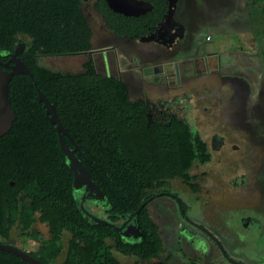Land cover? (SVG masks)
Wrapping results in <instances>:
<instances>
[{"label": "trees", "instance_id": "1", "mask_svg": "<svg viewBox=\"0 0 264 264\" xmlns=\"http://www.w3.org/2000/svg\"><path fill=\"white\" fill-rule=\"evenodd\" d=\"M96 7L109 28L133 33L109 21L104 0ZM89 34L78 0H0V62L7 61L22 41L19 55L32 74L15 73L7 85L15 118L0 135V220L8 214L25 230L36 218L48 225V237L33 253L41 264H121L115 252L133 256L135 264H170L160 222L148 209L156 198L127 221L138 226V235L123 236L116 226L168 179L179 178L196 191L189 170L210 154L197 131L174 120L166 125L152 120L149 106L130 98L128 84L121 77L97 73L90 57L77 70L52 69L39 62L43 55L88 48ZM33 81L54 104L73 141L61 134L63 140L103 192V199L95 202L101 213L90 212L74 188L55 125L38 100ZM181 208L188 213L184 200ZM4 227L0 223V231ZM63 230L69 233L65 256L55 263L63 247ZM37 234L32 231L30 236L38 240ZM188 259L186 264H215ZM0 264L30 263L0 248Z\"/></svg>", "mask_w": 264, "mask_h": 264}, {"label": "flooded vegetation", "instance_id": "2", "mask_svg": "<svg viewBox=\"0 0 264 264\" xmlns=\"http://www.w3.org/2000/svg\"><path fill=\"white\" fill-rule=\"evenodd\" d=\"M144 1L149 3V9L137 15H124L110 9L104 0L110 10L109 21H116L133 32L130 35H125L108 27L106 19L96 7L98 3H102V0H78L79 10L90 32L89 47L74 53L55 56L80 57V65L90 57L97 73L121 77L128 84L130 98L144 101L150 108L148 115L152 120L165 125L174 120L177 124L180 123L190 127L193 131H197L206 143L207 151L210 154L207 161H195L189 170V174L193 178L191 181L197 183V190L201 189L206 175L205 169H202L201 166L211 160L212 151L216 153L222 149L232 151L233 170L230 183H228L232 189V226L230 229L234 228L236 232L232 231L230 250L224 241L223 244L218 242L219 246L217 244L216 246L219 250L224 251L225 254L222 251L221 253L229 262H231L229 257L232 258V264H264V86L257 82L259 85L254 87L255 79L260 77H255L253 73L241 75L237 72L242 70L227 72L213 67L209 69L206 66L204 68L197 61V58L203 56L205 59L206 56L201 53L198 54L197 51L195 55L191 54L182 58L184 60H178L176 57L178 54L186 53L196 45L195 32L198 28L216 26L219 30L222 26H229L232 29V22L236 23V19H232V0H209L214 7L220 6L210 18L206 17L208 12L206 6L201 8L194 5L190 6L192 0H171V3L170 0ZM92 10L100 17L106 31L111 32L113 41L94 44V28L91 23ZM132 16L136 19H130ZM208 36L205 40L211 39V35ZM139 44L146 46L145 49L154 56L152 62L140 63L139 55L136 53ZM119 55L126 56L128 68L120 66ZM208 55L210 53H207ZM186 64H188V68L193 70V74L186 79L184 78L183 81L181 76L187 70ZM127 70H137L142 78L150 77L151 83L163 81L159 86L153 87L154 91L157 94L161 93V95L152 98L151 95L155 92L142 87L134 96L131 95L130 84L133 80L128 82L123 77L126 74L124 71ZM203 79H208L210 82L205 85L203 82L201 83ZM169 90L176 92L169 96H162ZM192 96H196V102L193 99L190 100ZM238 97L243 102L239 109H237L239 105L236 104ZM222 101L223 104H221ZM228 102L232 105L227 106V109L222 111L224 108L220 106L226 105ZM193 104L195 105L191 110ZM231 109L235 111L233 113H235L236 119L232 124H229L225 119L222 120V112L227 110L229 112ZM196 111L203 117L199 123L195 122L193 113ZM242 112L244 115L241 114ZM248 118L252 124H247L246 128L237 125L238 122L243 123ZM200 127L204 128L203 132ZM250 127L255 128L253 133L257 144L254 143V152H247L246 149L248 145H251ZM9 169L12 171L11 164H9ZM173 179L180 180L179 178ZM9 184L14 186L13 180H10ZM164 184L151 194L157 193L155 197L150 199L155 200L156 198L157 201H154V204L158 200L166 199L164 197L169 198L167 200L171 202H173L172 200L176 201V197L180 199V202L183 200L176 192L167 189ZM184 184L189 188L187 183ZM78 190H80V198L86 199L83 203L91 212L90 207L96 206L95 202L97 201L92 195L88 196V191L85 190L84 185L80 186ZM177 208L180 214H178L181 219L180 222L183 223L179 227L180 231H183L185 225L191 228V232H194L195 235H204L207 230H211L201 221H198L197 225L196 221L192 220L183 209V213L180 212L178 205ZM6 211L8 212V209ZM184 215H187L194 223H190L184 218ZM4 219L0 220V223L5 224L3 231H0V242L13 245L35 258L33 253L38 250L40 241L48 237V225L36 218L27 231L19 228L18 221H11L8 214ZM32 231L38 232V240H34L30 236ZM64 232L68 234V239L69 233L63 230L62 233ZM210 232L212 235H216L215 231ZM177 240L180 242V238ZM204 241L206 240L201 239L198 244L201 245L202 251H207L213 245L209 242L207 245ZM36 259L38 260L37 257ZM215 264L217 263L215 262Z\"/></svg>", "mask_w": 264, "mask_h": 264}, {"label": "rangeland", "instance_id": "3", "mask_svg": "<svg viewBox=\"0 0 264 264\" xmlns=\"http://www.w3.org/2000/svg\"><path fill=\"white\" fill-rule=\"evenodd\" d=\"M254 1L255 3L252 2V4H250L251 0H232V19H236L237 22L235 24H237L236 28L238 29L234 27L231 29L229 26H222V28L218 30L216 26H202L195 32V42L198 46L196 47V45H194L186 53L178 54V56H176L177 59L184 60L182 58L191 54L195 55L197 51L198 54L201 53L206 56L205 59L203 56L197 58V61L200 65H203L204 68H206V66L209 69L213 67L214 69L218 68L221 71L227 72L242 70L237 72L241 75L253 73L255 77H260L259 79H255V82L253 83L254 87L259 85H257V82H260V85L264 86V40L261 41L260 39H257L259 36L262 38V36L257 34V31H251L250 26L246 27L247 22L257 21L258 17H260L259 15H261V9H264V0ZM193 5L198 8L206 6L208 12L211 11L206 13L207 18L212 17L217 7H220H214L209 0H192L190 6ZM261 18H263L262 21H259L258 23L264 26V15L259 19ZM91 23L94 28V44L98 45L100 43L113 41V35L111 32L106 31L100 17L93 10ZM235 24L232 22V26ZM209 34L211 35V39L205 40L206 36ZM20 37L25 38L24 35H20ZM145 47L146 46L139 44L136 48V53L139 55V58L138 56L137 58L142 64L150 63L154 59V56L150 51H147ZM124 49H127V47H124ZM207 53H210V55H208L210 56L209 58ZM79 58L80 57L74 56L58 57L43 55L40 56L39 62L52 69L76 70L80 65ZM135 58L134 60L136 61ZM118 62L120 66L128 68L126 66V56L119 55ZM186 67V72H183L181 76L183 81L188 78L189 75L193 74V70L188 68V64H186ZM124 72L126 73L123 75L124 79L128 80V82L133 80L130 84L131 95L133 96L141 90V87L155 92L153 87L159 86L163 82L160 80V83H157L158 81L151 83V80L149 81L150 77L142 78L137 70H127ZM202 82L207 85L210 80L203 79L201 80V83ZM173 92L176 91L169 90L167 93L162 94V96H169ZM160 95L161 93L157 94L155 92L151 96L152 98H157ZM239 98L240 97H238L236 101V104L239 105L237 109L243 105V102ZM191 99H193L194 102L197 101L196 96H192L190 100ZM192 101L190 102L192 103ZM223 103L224 102L222 101L221 104ZM194 105L195 104L192 105L191 110ZM229 105H232V103L228 102L226 105H221L220 107L224 108L222 110L224 111ZM233 111L234 110L231 109L229 112L228 110L222 112V120L224 121L225 119L229 124H232L236 119ZM236 113L238 114L237 111ZM193 114L195 122L199 123V121L203 119L197 111ZM241 114L244 115L243 112ZM250 115H252V112H250ZM247 124H252L249 118L243 123L238 122L237 125H242L243 128H246ZM250 128L251 130L249 134L251 136V145H248L246 149L247 152H254V143L257 144L254 140L255 135L253 133L255 128ZM200 129L203 132L204 128L200 127ZM201 168L205 169L206 175L200 190L193 192L182 181L177 179L167 180L164 186L167 187V189L176 192L189 205L187 215L192 220H195L197 225L198 221L203 222L209 229H211L210 231H215L216 235H212L209 230H207L204 235H195L194 232H191V228L186 225L184 226L183 231H180L179 227L183 223L180 222L181 219L174 203L168 201L167 199L169 198L167 197H164L166 199L158 200L156 204L153 203L148 208L150 212H152V217L160 222V227L163 230V237L168 246H166L167 250L171 252L170 264H186L189 260L188 258H194L202 263L210 261L214 263L216 262L217 264H229V261L221 253L223 250H219L216 244L218 242L219 244L220 242L223 244L224 241L225 245L230 250V247L232 246V231L236 232L234 228H232V230L230 229L232 226V189L228 183H230L233 170L232 151L229 152V149H222L219 153L212 151L211 160L202 165ZM90 209L92 211L95 210L97 213H101V207L99 206L96 207L95 205H92ZM67 235L66 232L62 233L63 247L55 259V263H58L63 258L66 251ZM178 238H180V242L177 240ZM203 238L206 240L204 241L205 244L208 245L209 242V244L213 245L207 251H202L201 245L198 244L199 240H204ZM115 255L121 264H135V258L133 256H126L118 254L117 252H115Z\"/></svg>", "mask_w": 264, "mask_h": 264}, {"label": "water", "instance_id": "4", "mask_svg": "<svg viewBox=\"0 0 264 264\" xmlns=\"http://www.w3.org/2000/svg\"><path fill=\"white\" fill-rule=\"evenodd\" d=\"M105 1L110 9H112L113 11L121 12L124 15H137L150 8L149 3L144 0ZM23 47L24 43L22 41L18 42L13 51L8 54L7 61L0 62V64L7 67H0V135L5 133L10 128L11 123L15 118V114L9 104V100L7 97V85L11 76L15 73H25L32 77L29 68L26 66V64L23 62L22 58L19 55ZM33 83L37 92L38 100L42 102V106L44 107L46 114H48L49 121L55 125L56 131L58 133V140L60 146L66 156L67 164L73 172L72 184L74 188L78 189L80 186L84 185L85 190L88 191V196L92 195L95 201H101L103 199V192L100 190L98 185L90 178L88 171L85 169L82 162L77 158L74 153V150L69 148V146L65 143V141L60 135V133H62L66 135L71 141H73L68 135V132L64 125L58 119L54 104L39 89L36 82L33 81ZM74 149L78 151L80 150L78 144L74 143ZM156 195L157 193L145 198V200L140 204V206L128 215L126 220H124L119 226H116L117 229H121V233L123 236L129 237L139 234L138 226L132 223H127V221L145 202H148L151 198L155 197ZM176 202L180 209V212L183 213V210L181 208V202L178 197H176ZM89 215L97 221L106 222L104 219H100L99 217L94 216L90 213ZM184 218H186L190 223H194L190 218H188L187 215H184ZM0 248L20 256L21 258L27 260L30 264H41L36 258L13 245L0 242ZM229 260L232 262V258L229 257Z\"/></svg>", "mask_w": 264, "mask_h": 264}, {"label": "crops", "instance_id": "5", "mask_svg": "<svg viewBox=\"0 0 264 264\" xmlns=\"http://www.w3.org/2000/svg\"><path fill=\"white\" fill-rule=\"evenodd\" d=\"M252 2L255 3L254 0H251L250 4H252ZM245 5H246V3H245ZM263 11H264V9L262 8V9H261V15H264ZM249 21H250V20H249ZM236 22H237V21H236ZM249 26L251 27V28H250L251 31H253V32L257 31V32H258L257 34H259V35L262 36V38H260V36L257 35V36H259L257 39H260L261 41H263V40H264V26H262V24H259L257 21H254V22H247V23H246V27H249ZM261 26H262V27H261ZM232 27L236 28V27H237V24H235V25L232 26ZM234 28H233V29H234ZM236 29H238V28H236ZM255 29H256V30H255ZM259 32H260V33H259Z\"/></svg>", "mask_w": 264, "mask_h": 264}, {"label": "built area", "instance_id": "6", "mask_svg": "<svg viewBox=\"0 0 264 264\" xmlns=\"http://www.w3.org/2000/svg\"><path fill=\"white\" fill-rule=\"evenodd\" d=\"M209 36L207 35L206 38H208Z\"/></svg>", "mask_w": 264, "mask_h": 264}]
</instances>
